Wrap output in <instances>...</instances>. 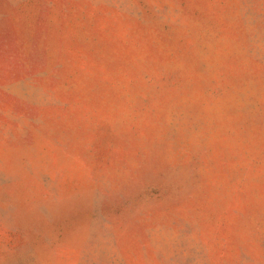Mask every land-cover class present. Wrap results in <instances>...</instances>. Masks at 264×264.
Here are the masks:
<instances>
[{
    "label": "rangeland",
    "instance_id": "1",
    "mask_svg": "<svg viewBox=\"0 0 264 264\" xmlns=\"http://www.w3.org/2000/svg\"><path fill=\"white\" fill-rule=\"evenodd\" d=\"M0 264H264V0H0Z\"/></svg>",
    "mask_w": 264,
    "mask_h": 264
}]
</instances>
